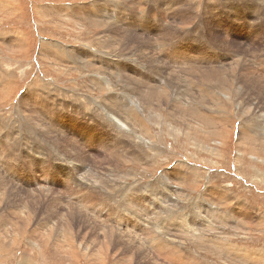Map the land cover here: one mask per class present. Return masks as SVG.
Wrapping results in <instances>:
<instances>
[{
  "label": "rangeland",
  "instance_id": "rangeland-1",
  "mask_svg": "<svg viewBox=\"0 0 264 264\" xmlns=\"http://www.w3.org/2000/svg\"><path fill=\"white\" fill-rule=\"evenodd\" d=\"M143 41L231 89L168 82L170 59L129 53ZM104 61L161 80L169 103H138ZM262 64L264 0H0V264H264V92L243 82L263 84ZM121 95L130 130L108 119Z\"/></svg>",
  "mask_w": 264,
  "mask_h": 264
},
{
  "label": "bare ground",
  "instance_id": "bare-ground-1",
  "mask_svg": "<svg viewBox=\"0 0 264 264\" xmlns=\"http://www.w3.org/2000/svg\"><path fill=\"white\" fill-rule=\"evenodd\" d=\"M237 12H239V13H243V14H246L247 13V6L246 7H239L237 10H236ZM178 12V11H177ZM178 13H180V12H178ZM170 17V16H169ZM182 17V16H181ZM185 18V17H184ZM234 18H236V19H240L239 18V16H238V14H236V16H234ZM191 19V18H190ZM187 20V19H186ZM143 25V24H142ZM244 28L243 27H241L240 29H239V31H242ZM111 30V32H112V36H110L109 35V39H103L105 42H106V44L105 45H107V46H109V48H110V44H112V43H114V44H116V41H114V39H113V36H115L116 35V33H115V31L114 30H112V29H110ZM109 30V31H110ZM108 31V32H109ZM107 32V33H108ZM250 37V36H249ZM197 39V38H196ZM233 39H234V37H233ZM169 40V39H168ZM167 40V41H168ZM201 40V39H200ZM194 41V40H193ZM196 42H197V40H196ZM200 42V41H199ZM206 42V45L208 46V45H210V43H208V41H205ZM211 42V41H210ZM233 42V41H232ZM166 44V42H164V41H155V42H148V41H143V42H141V43H139V45L140 46H137L136 47V45H130V46H126L127 48H130L131 50L129 51V53L131 54V55H135L136 57V59H137V61L139 62H144L145 63V65L147 66V67H150V68H153V69H156V67H153V66H151V65H147L146 63L148 62V60L147 59H151L154 63H160V61L159 60H161V56L162 57H165V58H163V62L164 63H166L167 62V60H169L170 59V62L171 63H174V64H176L178 67H180V73H181V75H179V74H174V75H172L170 72L169 73H167L169 76L170 75H172V77L170 78V80L168 81V82H172V83H177V81H178V79L179 78H186V79H188L189 81H193V82H195V81H198V82H201V81H206V82H209V83H214V84H216V85H221V86H224V87H226L227 88V90H230L231 89V86H232V84H231V81H230V79H227V78H225V75L228 77L229 75L227 74L228 73V71H225V75L223 74L222 75V72H224V71H222L221 70V72H219V71H214V72H208V71H206L205 70V68H204V70L203 71H199V70H197V71H194V69H196L195 67H197V61L196 62H193V63H191V62H189V60L186 58L185 59V55L183 54V55H180L178 52H177V48H178V46H174V45H172V44H168L167 45V47L164 49V44ZM218 43L219 44H215V45H218V47H220L221 46V48L222 47H225V45H226V40L224 39V40H220V41H218ZM161 44H162V46H161ZM196 44V43H195ZM203 45H205V44H203ZM205 45V46H206ZM118 46V45H117ZM211 46H213V45H211ZM125 47V46H124ZM215 47V46H214ZM114 48H116V47H114ZM120 48V47H119ZM117 49V48H116ZM211 50H212V48H210ZM214 49V48H213ZM122 50V49H121ZM120 50V51H121ZM128 49H126V51H127ZM159 50V51H158ZM195 50H198L197 48H195ZM263 50V49H262ZM249 51V50H248ZM248 51H247V54H248ZM116 52H118V51H116ZM233 52H235V51H233ZM244 52H245V50H244ZM128 53V52H127ZM136 53H137V55H136ZM138 53H141V54H139L138 55ZM234 54V53H233ZM255 54H257V53H255ZM246 55V54H245ZM263 55V54H262ZM119 56V55H118ZM123 56V55H122ZM127 57H131L130 55H128ZM196 58H202V57H204V54H202L201 52H196V56H195ZM251 57V56H250ZM189 58H191V56L189 57ZM234 57H230V59H233ZM238 58V57H237ZM205 60V59H204ZM203 60V61H204ZM166 61V62H165ZM192 61V60H191ZM105 62V61H104ZM209 62V61H208ZM106 63V62H105ZM104 63V64H105ZM212 63V62H211ZM224 63V62H223ZM173 64V65H174ZM185 64H187V65H185ZM136 65V67L138 68V70H139V68L140 67H138L137 66V64H135ZM134 65V66H135ZM160 65V64H159ZM186 67L187 66V68H184L183 69V67L184 66ZM202 65V64H201ZM263 65V64H262ZM108 66H114V69H115V71H116V73L117 74H119V73H121V75L123 76V77H125V79H126V81L130 84L129 85V87L131 88H133V91H134V94H137L136 95V97L137 98H140V99H138V103H141V101L142 102H144V101H148L149 102V104H150V100H154V99H162L163 101H164V103H169V101H168V93H167V90L166 89H162V88H160L159 86H160V81L156 84L155 82H152L151 83V81H148L149 79L148 78H150V77H152V76H149V75H145L144 73L143 74H141L140 75V77L141 78H136V77H133L131 74H125V72H124V69L122 68V66L120 65V61H117L116 63H114V64H112L111 62H110V64H107L106 63V68L108 67ZM161 66V65H160ZM163 66V65H162ZM171 66V65H170ZM105 67V66H104ZM135 67V71L137 72V68ZM201 68V67H200ZM108 69V68H107ZM158 69H159V67H158ZM171 69V68H170ZM225 69V68H224ZM247 70V69H246ZM253 70V69H252ZM160 71V70H159ZM158 71V72H159ZM241 71L242 72H244L245 73V70L243 71L242 69H241ZM263 71H264V65H263ZM263 71H262V73H263ZM167 72H168V70H167ZM230 72L231 73H233V69H231L230 70ZM113 73V72H112ZM111 73V74H112ZM160 73V72H159ZM246 73L247 74H250L249 72H247L246 71ZM253 73V72H252ZM264 74V73H263ZM115 75V74H114ZM119 78V77H118ZM212 78H215L214 79V81L212 80ZM141 79H143V80H141ZM148 79V80H147ZM168 79V78H167ZM243 79V78H242ZM118 80H120V79H118ZM246 80V79H245ZM107 81V80H106ZM163 81H166V80H163ZM108 82V81H107ZM146 82H148V83H146ZM188 82V81H187ZM245 84V86L246 85H248V86H250V88L251 87H253L254 88V90L255 91H258V92H264V86H263V84L262 83H260V78H255L254 79V76H252V77H250L248 80H246V81H243ZM167 83V82H166ZM186 83V82H185ZM165 84V83H164ZM187 84V83H186ZM243 84V83H242ZM159 85V86H158ZM166 85V84H165ZM172 85V84H171ZM192 85H194V84H192ZM150 86V89H151V93L148 91V87ZM188 86H191V84L189 85L188 84ZM248 86H246L247 88H248ZM169 88V87H168ZM192 88H193V86H192ZM162 89V90H161ZM186 89V88H185ZM188 89H190V87L188 88ZM238 90L239 89H241L240 87H238L237 88ZM189 91V90H188ZM187 91V92H188ZM171 92H172V90H171ZM181 93V92H180ZM186 93V92H185ZM189 94V93H188ZM186 96H187V94H185ZM112 96V95H111ZM118 96V95H117ZM113 97V98H110V103H109V106L110 107H115V108H109L110 110H111V112H112V114H109L110 115V117H108V119H110V121L112 122V123H114L115 124V126L117 125V126H119L120 125V128H122V129H125V130H130L129 129V127H127V125L126 124H124L125 122L124 121H122V120H124L125 118L124 117H119V116H115V115H113V110L112 109H114V111L116 112V113H118V112H120V111H126L125 110V108L127 107V105H126V103H130V99L129 98H127V97H125L124 95H121V97ZM185 97V96H184ZM225 99H228L229 98V94H225L224 96H223ZM192 98V97H191ZM137 100V99H136ZM183 102H185L186 104H185V106H183ZM170 103H171V106L173 107V108H182V110L185 112V111H190L191 112V110L189 109V108H191L187 103L188 102H186V100H182V97L180 96V97H178V99H176V97H173L172 98V101L170 100ZM135 104V102L133 103V105ZM173 104H174V106H173ZM132 105V106H133ZM130 106V105H129ZM128 106V107H129ZM127 107V108H128ZM161 107V106H160ZM137 108V107H136ZM96 109V108H95ZM46 110V109H45ZM104 111V110H103ZM43 112V111H42ZM102 112V111H101ZM100 112V113H101ZM106 112V111H105ZM108 112V111H107ZM44 114V113H43ZM96 114V113H95ZM105 114H108V113H105ZM104 115V114H103ZM108 115V116H109ZM121 115V114H120ZM192 118L193 119H195V116L197 117V118H201L202 119V117L199 115V114H195V113H192ZM44 121V120H43ZM125 121H127V120H125ZM57 125H61V124H57ZM187 125H189V124H187ZM60 127H63V126H60ZM194 127V126H193ZM56 128V127H55ZM192 128V127H191ZM115 129V128H114ZM58 130H59V128H58ZM119 130V129H118ZM121 130V129H120ZM60 131V130H59ZM62 132V131H61ZM186 133V132H185ZM193 134V133H192ZM250 137V136H249ZM106 138V137H105ZM90 139L91 140H93L91 137H90ZM94 140H95V138H94ZM115 140H116V138H115ZM115 140H113V141H115ZM101 141V140H100ZM118 141V140H117ZM75 143V142H74ZM76 144V143H75ZM118 144V143H117ZM120 145V144H119ZM67 146V145H66ZM102 147V146H101ZM66 148V147H65ZM75 149V148H74ZM73 149V150H74ZM72 150V151H73ZM76 150V149H75ZM106 150H107V148H106ZM71 151V152H72ZM102 151V150H101ZM74 152V151H73ZM76 152V151H75ZM74 152V153H75ZM111 152V154H110V156L111 155H114V150H112V151H110ZM70 153V152H69ZM119 153V152H118ZM71 154V153H70ZM73 154V153H72ZM71 154V155H72ZM85 154V153H84ZM97 154V153H96ZM121 155V154H120ZM76 157H77V155H75ZM74 156V157H75ZM93 156V155H92ZM120 157V156H119ZM2 158V157H1ZM97 159H98V157H97ZM97 161V160H96ZM96 163V162H95ZM106 166V165H105ZM95 167V166H94ZM92 173V172H91ZM106 173V172H105ZM108 173V172H107ZM90 174V173H89ZM177 176V175H176ZM70 177H72V175H70ZM7 180V179H6ZM69 180H70V178H69ZM97 185V184H96ZM101 185V184H100ZM29 194V193H28ZM32 194V193H31ZM30 194V195H31ZM81 194V193H80ZM73 195V194H72ZM77 195V194H76ZM54 197V196H53ZM75 197V196H74ZM81 199V198H80ZM60 200V199H59ZM61 201V200H60ZM59 202V201H58ZM150 208V207H149ZM76 209H78V207H76ZM167 212V211H166ZM85 213H88L86 210H85ZM153 213V212H152ZM170 213V212H169ZM154 214V213H153ZM150 215V214H149ZM246 219H248V216L247 215H243ZM172 218V217H171ZM152 222H153V220H152ZM155 222H156V220H155ZM190 222V221H189ZM148 223V222H147ZM150 223V222H149ZM157 223H159V221H157ZM165 223V222H164ZM207 223V222H206ZM152 224V223H151ZM151 224H149V225H151ZM149 225H147V226H149ZM165 225V224H164ZM168 225H169V222H168ZM193 225V224H192ZM177 226V225H176ZM147 228V227H146ZM133 230V229H132ZM135 235V234H134ZM157 238V237H156ZM158 239V238H157ZM166 239V238H165ZM8 243V242H7ZM11 243V242H10ZM13 243V242H12ZM3 244V243H2ZM155 245H157V244H155ZM39 246V245H38ZM130 246V245H129ZM36 247V246H35ZM161 248L160 249H158L157 248V250L155 251V254L156 255H158L159 257H160V255H163L164 254V250L162 249V248H164V247H166V246H160ZM126 248V247H125ZM129 249V248H128ZM131 249V248H130ZM127 250V249H126ZM24 251H26V250H24ZM136 251V250H135ZM125 252H127V251H125ZM129 252V251H128ZM133 252V251H132ZM32 253V252H31ZM138 253V252H137ZM143 255V254H142ZM148 256V262L147 263H149V264H155V262H156V259L155 258H153V257H150V255L149 254H146L145 256H143L144 258L145 257H147ZM142 257V256H141ZM171 257V256H170ZM137 258V257H136ZM142 259V258H141ZM176 260V259H175ZM24 261V260H23ZM141 262V261H140ZM137 263V262H136ZM157 263V262H156ZM160 264V263H159Z\"/></svg>",
  "mask_w": 264,
  "mask_h": 264
},
{
  "label": "crops",
  "instance_id": "crops-1",
  "mask_svg": "<svg viewBox=\"0 0 264 264\" xmlns=\"http://www.w3.org/2000/svg\"><path fill=\"white\" fill-rule=\"evenodd\" d=\"M156 248H161L159 245H156ZM166 247L162 248L163 250H165Z\"/></svg>",
  "mask_w": 264,
  "mask_h": 264
}]
</instances>
